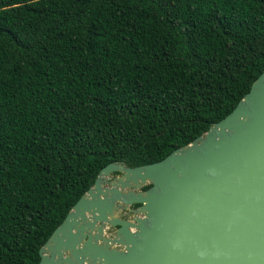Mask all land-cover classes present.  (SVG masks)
Here are the masks:
<instances>
[{"label": "trees", "instance_id": "obj_1", "mask_svg": "<svg viewBox=\"0 0 264 264\" xmlns=\"http://www.w3.org/2000/svg\"><path fill=\"white\" fill-rule=\"evenodd\" d=\"M262 73L264 0H0V264H39L103 168L162 161Z\"/></svg>", "mask_w": 264, "mask_h": 264}, {"label": "water", "instance_id": "obj_2", "mask_svg": "<svg viewBox=\"0 0 264 264\" xmlns=\"http://www.w3.org/2000/svg\"><path fill=\"white\" fill-rule=\"evenodd\" d=\"M40 256L39 264H264V73L228 116L162 161L103 168Z\"/></svg>", "mask_w": 264, "mask_h": 264}, {"label": "flooded vegetation", "instance_id": "obj_3", "mask_svg": "<svg viewBox=\"0 0 264 264\" xmlns=\"http://www.w3.org/2000/svg\"><path fill=\"white\" fill-rule=\"evenodd\" d=\"M147 188H145L144 190H146ZM138 208V205H134L132 207H130L129 210H122L120 211V216L122 217V219H128V220H131L133 218V213L130 211V210H134ZM115 230H111L110 231V234L114 233Z\"/></svg>", "mask_w": 264, "mask_h": 264}]
</instances>
